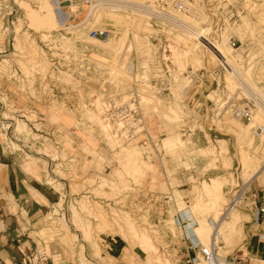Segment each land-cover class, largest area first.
Wrapping results in <instances>:
<instances>
[{"label": "rangeland", "instance_id": "1", "mask_svg": "<svg viewBox=\"0 0 264 264\" xmlns=\"http://www.w3.org/2000/svg\"><path fill=\"white\" fill-rule=\"evenodd\" d=\"M175 1L80 0L63 22V0H0V116H14L0 138L15 149L21 123L19 146L53 154L27 159L57 194L43 219L66 264H129L121 244L136 264H207L197 251L177 261L173 246L178 224L210 245L209 218L218 264H264L249 238L264 245V136L253 130L264 121V0ZM75 133L97 144L88 166L75 162ZM151 163L157 195L142 190Z\"/></svg>", "mask_w": 264, "mask_h": 264}, {"label": "crops", "instance_id": "2", "mask_svg": "<svg viewBox=\"0 0 264 264\" xmlns=\"http://www.w3.org/2000/svg\"><path fill=\"white\" fill-rule=\"evenodd\" d=\"M15 129L13 131L17 134ZM17 136L11 142H19L17 141ZM74 139L72 152L75 156L76 164L78 166L90 165L93 159L92 152H95L97 149L96 142L89 137L81 138L78 133L74 134ZM166 139L167 136L162 137L163 146L170 148L173 142H167ZM83 148L87 152L82 151L79 153L80 149ZM16 150L22 151L26 157ZM124 150L128 155L127 158H130L135 163L134 153L137 151L127 147ZM38 154L43 157H48L51 155V152L44 150L42 152L38 151L36 154H31L30 151L25 149L24 144L19 148L13 149L0 138V264H37L34 248L37 247L38 242L43 247L45 245L44 249L47 254L46 264H56L64 258L59 246L54 244L50 236V234L52 236L56 234L55 230L50 226L48 227V224L43 219V212L55 201L57 194L46 185H49V181L45 166L42 165L46 171L44 181L40 174L41 170L34 165L38 161L35 158H40ZM62 156L64 157V155ZM67 160V162H71L70 158ZM135 164V170L142 173L143 169L140 164L137 162ZM151 164L153 165L152 170L148 172L145 188L142 190L148 195H157V190H155L154 185L161 181L160 178L163 173L154 163ZM143 167L147 169L144 163ZM169 172L167 170V176L170 174ZM58 179L60 178L56 179L57 182H59ZM259 187L263 198V201H259L264 205V184H259ZM178 196L180 197V193H178ZM49 210L46 212L48 213ZM191 215L194 219L193 214ZM262 217L259 224L264 226V212L262 213ZM178 226L180 233H178V240L173 246V254L177 256V261L184 262L196 253L195 248L192 249L189 247L190 242L195 240V236L187 224H178ZM186 227L188 228L187 231ZM249 236L251 250L255 253H262L264 245L254 235ZM118 252L123 262L136 264V256L124 244L118 246ZM258 261H264V257L258 258Z\"/></svg>", "mask_w": 264, "mask_h": 264}, {"label": "built area", "instance_id": "3", "mask_svg": "<svg viewBox=\"0 0 264 264\" xmlns=\"http://www.w3.org/2000/svg\"><path fill=\"white\" fill-rule=\"evenodd\" d=\"M83 1H88V2H90L91 0H83ZM179 0H176L175 2V7L177 8V9H180V10H182L183 9V6L181 5V3L180 2H178ZM78 2H80V0H63V2L61 3V4H58V5H60V7H63V8H65L66 10H68L69 11V13L67 14H65L63 11H61V10H59L58 11V13H59V16L61 17V18H63V16L65 15V17L63 18V22H67V20L68 19H70L71 18V16H72V14L74 13V9H75V7H76V4L78 3ZM178 4H180V5H178ZM73 5V6H72ZM154 12H156V11H154ZM156 13H160V12H156ZM91 34L95 37V36H100V34H101V30H92L91 31ZM262 89H264V88H262ZM251 94H253L252 93V91L249 89L248 90ZM260 105H262L263 107H264V102H263V100H261V98H259V97H257V100H256ZM243 108L244 107H242V108H239V111H240V114L241 115H244V114H246V118L247 119H249V117H250V115H249V112H247V111H244L243 110ZM239 114V115H240ZM253 130H254V132L256 133V134H258V135H263L264 136V121H262L261 123H258V124H256L255 126H254V128H253ZM163 197L164 198H166V195H163ZM226 204H228V202L226 203ZM227 207V206H226ZM225 207V208H226ZM259 211H261V212H263L264 211V207L263 206H261V207H259ZM260 212V213H261ZM257 213H259L258 212V209H257ZM217 233H216V230H213V232H212V234H211V244L210 245H208V244H202V243H200V242H190V244H189V247L190 248H192V249H196V251L198 252V254L204 259V260H206L207 262H209V263H211V264H216L217 263V261H216V256H217V253H216V248H214L215 246H214V243H215V241H214V238H215V235H216ZM264 241V240H263ZM34 255H35V259H36V262H37V264H46V260H47V254H46V252H45V250H44V248H42V247H35L34 248ZM56 264H66L65 263V261L64 260H61V261H59V262H57Z\"/></svg>", "mask_w": 264, "mask_h": 264}, {"label": "bare ground", "instance_id": "4", "mask_svg": "<svg viewBox=\"0 0 264 264\" xmlns=\"http://www.w3.org/2000/svg\"><path fill=\"white\" fill-rule=\"evenodd\" d=\"M262 1V0H261ZM223 3H225V2H223ZM50 5V4H49ZM49 5H47V6H49ZM50 7V6H49ZM30 10V9H29ZM225 11H226V9H225ZM36 17H38V16H36ZM39 25V24H38ZM240 30V29H239ZM242 48V47H241ZM66 59V58H65ZM5 61L7 60V59H4ZM3 64V63H2ZM4 65V64H3ZM2 66H0V68H1ZM3 68V67H2ZM21 80H23V79H21ZM20 86H23V82L20 84ZM24 87V86H23ZM221 102V101H220ZM2 114V113H1ZM7 114V113H6ZM3 115V114H2ZM0 116V120H4V121H8V120H11V119H13V117L14 116H10V115H6V116ZM27 115V114H26ZM31 115H32V113H31ZM34 115V114H33ZM32 115V116H33ZM31 117V116H30ZM31 118H33V117H31ZM32 120V119H31ZM21 124V123H20ZM20 124H18L17 123V125L15 126L16 127V132H17V135H19V134H22V133H25V134H27L28 132H27V129H26V127H24V125L23 126H21ZM126 124V123H125ZM0 125H2L1 127L2 128H9V126H10V124L8 123V124H1L0 123ZM117 125L119 126V128H121V126H120V123H117ZM219 125V124H218ZM109 126V125H108ZM107 127V126H106ZM113 128V127H112ZM8 130V129H7ZM6 130V131H7ZM261 136H263V135H261ZM17 141H19L18 140V138H17ZM12 144L14 145V147H16V148H19L20 146L17 144V143H15V142H12ZM39 155V154H38ZM51 156H53V155H50V157ZM35 160H39V159H36L35 158ZM60 162V161H59ZM58 165H61L60 163H58V162H56V164H55V166L57 167ZM57 179V178H56ZM83 203V202H82ZM215 203H216V201H215ZM234 203H235V201H232V202H230L229 204H227V207H226V211H225V213H227V212H229L230 210H232V209H234ZM217 204V203H216ZM215 207V206H214ZM52 216H53V214L52 213H47V218L48 219H51L52 218ZM74 216H75V219H74V222H75V220H79V218L78 217H80L79 215L77 216V213L75 214V211H74ZM81 219V218H80ZM221 221H222V218H221ZM237 221V220H236ZM230 222V221H229ZM233 224H234V222H233ZM233 224H231V223H228V224H226L224 227H232L233 226ZM219 224H218V222L214 219V218H209V219H207V226L208 227H206V229H202L203 230V232H205V234L208 236V232H209V228H210V231L211 232H213V230H216V235H215V238H214V241H216L215 239L217 238V236L219 235L218 234V228H219V226H218ZM81 228H82V226H81ZM84 229V228H83ZM84 231V230H83ZM211 232H210V238H211ZM72 235H76V234H72ZM71 235V236H72ZM77 236V235H76ZM144 236V235H143ZM142 236V237H143ZM73 237V236H72ZM71 237V238H72ZM139 237H141V236H139ZM69 238V237H68ZM74 238V237H73ZM73 238H72V241H74V240H76V238H74V240H73ZM148 238V237H147ZM139 239V238H138ZM139 240H141L143 243H144V245L146 246V248L145 249H143V250H148V249H150V250H152V251H154L155 253H156V248L152 245V243H150V241H147L146 239H144V237L143 238H141V239H139ZM212 240V239H211ZM71 241V240H70ZM140 241V242H141ZM143 243H141L142 245H143ZM80 245V244H79ZM216 244L214 243V246H215ZM217 247V246H216ZM81 257H80V261H84V260H87V259H85V257H83V255H80ZM157 259V258H156ZM201 261H203L202 259H201ZM205 262L207 263V264H211V263H209V262H207L206 260H205ZM201 264H203V263H201ZM205 264V263H204ZM216 264H218V262L216 263Z\"/></svg>", "mask_w": 264, "mask_h": 264}]
</instances>
